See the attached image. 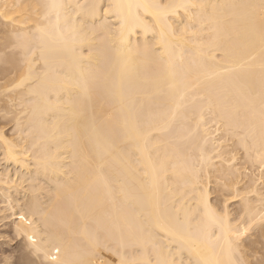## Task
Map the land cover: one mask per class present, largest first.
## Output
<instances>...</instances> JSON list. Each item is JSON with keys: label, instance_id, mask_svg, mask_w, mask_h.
<instances>
[{"label": "bare ground", "instance_id": "6f19581e", "mask_svg": "<svg viewBox=\"0 0 264 264\" xmlns=\"http://www.w3.org/2000/svg\"><path fill=\"white\" fill-rule=\"evenodd\" d=\"M0 161L21 264H264V0H0Z\"/></svg>", "mask_w": 264, "mask_h": 264}, {"label": "rangeland", "instance_id": "374dc122", "mask_svg": "<svg viewBox=\"0 0 264 264\" xmlns=\"http://www.w3.org/2000/svg\"><path fill=\"white\" fill-rule=\"evenodd\" d=\"M9 127V126H8ZM7 128V127H6ZM1 162H3V161H0V163ZM3 163H1V165H2ZM0 165V168L4 165H2L1 166ZM10 213V212H9ZM11 216V215H10ZM8 217L9 219L11 218V217ZM12 218H13V216H12ZM12 218L9 220V221H7L8 219H6V222H7V224L8 225H4V226H2V228H1V233L3 234L4 233V235H6L5 233H11V234H7L6 236H3V237H1L0 238V242H2V241H6L1 247H0V253L1 254H5V255H8L9 256V261L10 260H13V261H11V264H21V261H20V249H21V245H20V241H19V239L14 235V233L12 232V228L11 227H9L11 224H9L8 222H10L11 220H12ZM10 223H12V222H10ZM5 227V228H4ZM7 228V229H6ZM3 229H5V230H3ZM9 229V230H8ZM3 231V232H2ZM11 231V232H10ZM15 236V237H14ZM16 238V239H15ZM9 239V240H8ZM12 239V240H11ZM15 240V242H12V241H14ZM8 240V241H7ZM11 242V243H10ZM13 243V244H12ZM9 246H8V245ZM7 245V246H6ZM6 246V247H5ZM9 247V248H8ZM5 250V251H4ZM4 258H2V255H1V257H0V260H3ZM22 263H23V261H22Z\"/></svg>", "mask_w": 264, "mask_h": 264}, {"label": "snow or ice", "instance_id": "6c2138e0", "mask_svg": "<svg viewBox=\"0 0 264 264\" xmlns=\"http://www.w3.org/2000/svg\"><path fill=\"white\" fill-rule=\"evenodd\" d=\"M122 264H123V262H122Z\"/></svg>", "mask_w": 264, "mask_h": 264}]
</instances>
